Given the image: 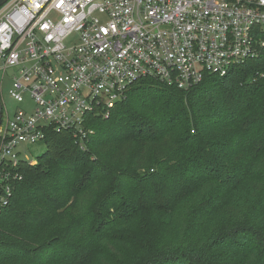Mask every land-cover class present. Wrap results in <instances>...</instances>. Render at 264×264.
<instances>
[{"label": "trees", "instance_id": "16d2710c", "mask_svg": "<svg viewBox=\"0 0 264 264\" xmlns=\"http://www.w3.org/2000/svg\"><path fill=\"white\" fill-rule=\"evenodd\" d=\"M83 128L23 160L0 264H264V47L188 90L142 78Z\"/></svg>", "mask_w": 264, "mask_h": 264}, {"label": "built area", "instance_id": "2783aa9c", "mask_svg": "<svg viewBox=\"0 0 264 264\" xmlns=\"http://www.w3.org/2000/svg\"><path fill=\"white\" fill-rule=\"evenodd\" d=\"M264 0H9L0 7V208L22 176L19 148L51 126L82 142L90 113L109 115L154 77L179 89L225 76L264 47ZM71 41V43H67ZM23 104L10 112L3 81Z\"/></svg>", "mask_w": 264, "mask_h": 264}, {"label": "rangeland", "instance_id": "374dc122", "mask_svg": "<svg viewBox=\"0 0 264 264\" xmlns=\"http://www.w3.org/2000/svg\"><path fill=\"white\" fill-rule=\"evenodd\" d=\"M67 43H71V41H67ZM14 69H8L7 74L5 76V79L3 81V98L9 107L10 112H14L18 110L19 108L23 107V104H18L14 100L11 99L9 95V90L12 87L13 84V76L15 75ZM0 80H1V73H0ZM1 96V93H0ZM46 144L45 143H37V144H27L23 145L19 148V151H21V158L28 157L29 160H32L33 162L36 161L37 157L43 154L46 151Z\"/></svg>", "mask_w": 264, "mask_h": 264}, {"label": "water", "instance_id": "95a60500", "mask_svg": "<svg viewBox=\"0 0 264 264\" xmlns=\"http://www.w3.org/2000/svg\"><path fill=\"white\" fill-rule=\"evenodd\" d=\"M9 0H0V7L6 4ZM2 126V103L0 101V131Z\"/></svg>", "mask_w": 264, "mask_h": 264}]
</instances>
